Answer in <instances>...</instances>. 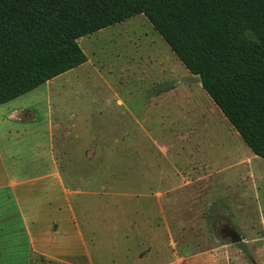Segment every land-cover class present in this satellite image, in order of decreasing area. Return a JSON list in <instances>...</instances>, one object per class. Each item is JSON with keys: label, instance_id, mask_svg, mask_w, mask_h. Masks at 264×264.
<instances>
[{"label": "rangeland", "instance_id": "rangeland-1", "mask_svg": "<svg viewBox=\"0 0 264 264\" xmlns=\"http://www.w3.org/2000/svg\"><path fill=\"white\" fill-rule=\"evenodd\" d=\"M78 42L108 80L90 93L126 105L120 121L82 123L88 133L58 153L88 245L75 264H264V159L148 18Z\"/></svg>", "mask_w": 264, "mask_h": 264}, {"label": "trees", "instance_id": "trees-1", "mask_svg": "<svg viewBox=\"0 0 264 264\" xmlns=\"http://www.w3.org/2000/svg\"><path fill=\"white\" fill-rule=\"evenodd\" d=\"M139 14L264 159V0H0V105L87 62L79 38Z\"/></svg>", "mask_w": 264, "mask_h": 264}, {"label": "crops", "instance_id": "crops-1", "mask_svg": "<svg viewBox=\"0 0 264 264\" xmlns=\"http://www.w3.org/2000/svg\"><path fill=\"white\" fill-rule=\"evenodd\" d=\"M91 63L88 57L0 105V264H75V247L88 248L73 200L77 191L69 186L58 153L67 138L72 144V137L88 133L82 123L109 114L120 121L126 105L121 99L101 103L90 93L89 86L96 90L108 82ZM80 127L87 129L73 133ZM130 141L137 152L132 133ZM85 260L93 264L90 254Z\"/></svg>", "mask_w": 264, "mask_h": 264}, {"label": "water", "instance_id": "water-1", "mask_svg": "<svg viewBox=\"0 0 264 264\" xmlns=\"http://www.w3.org/2000/svg\"><path fill=\"white\" fill-rule=\"evenodd\" d=\"M195 79L199 82H201V77L199 75L195 76ZM225 235L227 237H231V242L233 243H239L244 240V236L241 235V233L236 229H229L225 232Z\"/></svg>", "mask_w": 264, "mask_h": 264}, {"label": "flooded vegetation", "instance_id": "flooded-vegetation-1", "mask_svg": "<svg viewBox=\"0 0 264 264\" xmlns=\"http://www.w3.org/2000/svg\"><path fill=\"white\" fill-rule=\"evenodd\" d=\"M222 228H223V231H224V232H226V231L229 230V229H236V228H234V227L229 226L228 224H225ZM236 230H237V229H236Z\"/></svg>", "mask_w": 264, "mask_h": 264}]
</instances>
